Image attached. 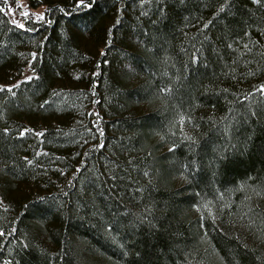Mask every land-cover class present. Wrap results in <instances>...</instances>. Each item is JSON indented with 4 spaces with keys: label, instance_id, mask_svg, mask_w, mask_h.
<instances>
[{
    "label": "trees",
    "instance_id": "1",
    "mask_svg": "<svg viewBox=\"0 0 264 264\" xmlns=\"http://www.w3.org/2000/svg\"><path fill=\"white\" fill-rule=\"evenodd\" d=\"M0 0V264H264V0Z\"/></svg>",
    "mask_w": 264,
    "mask_h": 264
},
{
    "label": "rangeland",
    "instance_id": "2",
    "mask_svg": "<svg viewBox=\"0 0 264 264\" xmlns=\"http://www.w3.org/2000/svg\"><path fill=\"white\" fill-rule=\"evenodd\" d=\"M18 2H19L18 6L16 7L20 15L39 16L43 12L42 8L30 10L29 8L26 7V4L23 0H19Z\"/></svg>",
    "mask_w": 264,
    "mask_h": 264
},
{
    "label": "snow or ice",
    "instance_id": "3",
    "mask_svg": "<svg viewBox=\"0 0 264 264\" xmlns=\"http://www.w3.org/2000/svg\"><path fill=\"white\" fill-rule=\"evenodd\" d=\"M257 2H259V0H257ZM81 3H83V0H81Z\"/></svg>",
    "mask_w": 264,
    "mask_h": 264
}]
</instances>
